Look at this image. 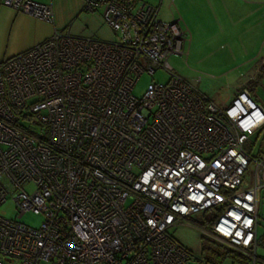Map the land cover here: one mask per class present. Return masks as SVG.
Returning a JSON list of instances; mask_svg holds the SVG:
<instances>
[{
  "label": "built area",
  "instance_id": "2783aa9c",
  "mask_svg": "<svg viewBox=\"0 0 264 264\" xmlns=\"http://www.w3.org/2000/svg\"><path fill=\"white\" fill-rule=\"evenodd\" d=\"M161 1L84 0L113 41L54 32L0 63V206L43 218L0 216V264H210L170 234L207 211L211 235L255 259L264 156L245 146L264 107L247 88L216 105L174 72L190 35ZM2 4L53 22L49 5ZM156 70L168 81L135 97Z\"/></svg>",
  "mask_w": 264,
  "mask_h": 264
},
{
  "label": "rangeland",
  "instance_id": "374dc122",
  "mask_svg": "<svg viewBox=\"0 0 264 264\" xmlns=\"http://www.w3.org/2000/svg\"><path fill=\"white\" fill-rule=\"evenodd\" d=\"M141 1L154 6L159 3V0ZM207 3L208 0H162L160 19L164 22L181 19V25L187 28L190 35V43L184 46L183 54L169 58V64L174 72L191 83L196 82L193 84L199 92L216 105H222L228 103L237 94L238 91L230 83L234 78H238V75L236 71L234 76L227 75V71L234 64L230 61L224 44L211 43L209 27L213 17L210 15ZM65 31L75 36L100 41L109 42L115 38L114 33L103 23L100 12L89 13L82 10L68 23ZM167 81L168 75L162 70H156L152 75L144 72L134 86L133 95L141 98L148 84H163ZM250 146L248 142L245 146L247 151L251 149ZM204 215L205 213L195 214L187 221L180 222L170 230V234L195 258L210 259L216 264H241L232 259L233 255H228L230 254L228 252L233 251L238 254L239 252L217 240L202 226ZM0 216L33 228H38L43 220L41 215L30 212L19 216L11 198L0 206ZM206 216L212 218L211 214ZM257 236L259 239L264 237V199L259 211ZM256 254L259 260L264 261V248L261 244L257 246ZM186 264H195V262L188 261Z\"/></svg>",
  "mask_w": 264,
  "mask_h": 264
},
{
  "label": "crops",
  "instance_id": "0c3cea01",
  "mask_svg": "<svg viewBox=\"0 0 264 264\" xmlns=\"http://www.w3.org/2000/svg\"><path fill=\"white\" fill-rule=\"evenodd\" d=\"M30 1L51 6L53 22L16 12L0 0V63L31 49L54 32L65 31L84 5V0ZM207 6L213 17L209 27L211 43L224 44L234 64L227 75L234 76V71L238 75L230 85L238 92L247 88L253 101L264 107V0H208ZM249 142V152L264 156V131Z\"/></svg>",
  "mask_w": 264,
  "mask_h": 264
},
{
  "label": "trees",
  "instance_id": "16d2710c",
  "mask_svg": "<svg viewBox=\"0 0 264 264\" xmlns=\"http://www.w3.org/2000/svg\"><path fill=\"white\" fill-rule=\"evenodd\" d=\"M207 214H211L212 218L211 219L210 218H207V216H206ZM214 215H215L214 212L207 211L205 213V215L203 216L205 219H204V223H203L202 226L205 227V229H208L209 231H211V226H212L213 221L215 219V216ZM195 225L199 226L197 223H195ZM257 238H258V236H257ZM257 243H258V245L261 244L262 247L264 248V237H262L261 239L258 238L257 239ZM228 253H230V254H228ZM228 253H227L228 255H233L232 256V259L233 260L238 261L241 264H264V261L259 260V258L257 257V254L255 256V259L253 260L252 259V256H248V255H245V254H241V253L238 254V253L233 252V251L232 252H228ZM205 260L207 262H209L210 264H216V263H213L210 259H205Z\"/></svg>",
  "mask_w": 264,
  "mask_h": 264
}]
</instances>
